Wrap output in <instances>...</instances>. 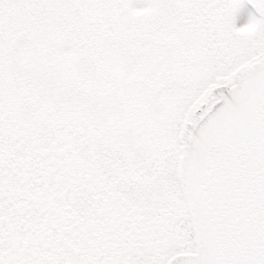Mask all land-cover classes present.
I'll list each match as a JSON object with an SVG mask.
<instances>
[{
    "label": "snow or ice",
    "instance_id": "obj_1",
    "mask_svg": "<svg viewBox=\"0 0 264 264\" xmlns=\"http://www.w3.org/2000/svg\"><path fill=\"white\" fill-rule=\"evenodd\" d=\"M0 264H264V0H0Z\"/></svg>",
    "mask_w": 264,
    "mask_h": 264
},
{
    "label": "rangeland",
    "instance_id": "obj_2",
    "mask_svg": "<svg viewBox=\"0 0 264 264\" xmlns=\"http://www.w3.org/2000/svg\"><path fill=\"white\" fill-rule=\"evenodd\" d=\"M240 22H242V21H239L238 23H240Z\"/></svg>",
    "mask_w": 264,
    "mask_h": 264
},
{
    "label": "water",
    "instance_id": "obj_3",
    "mask_svg": "<svg viewBox=\"0 0 264 264\" xmlns=\"http://www.w3.org/2000/svg\"><path fill=\"white\" fill-rule=\"evenodd\" d=\"M250 7V6H249Z\"/></svg>",
    "mask_w": 264,
    "mask_h": 264
}]
</instances>
